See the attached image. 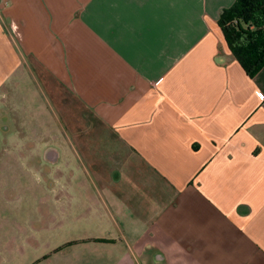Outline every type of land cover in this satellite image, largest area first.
Returning a JSON list of instances; mask_svg holds the SVG:
<instances>
[{
  "label": "crops",
  "instance_id": "obj_1",
  "mask_svg": "<svg viewBox=\"0 0 264 264\" xmlns=\"http://www.w3.org/2000/svg\"><path fill=\"white\" fill-rule=\"evenodd\" d=\"M233 3L0 0V80L71 117V227L90 229L71 243L111 264H264V66L248 77L227 47Z\"/></svg>",
  "mask_w": 264,
  "mask_h": 264
},
{
  "label": "rangeland",
  "instance_id": "obj_2",
  "mask_svg": "<svg viewBox=\"0 0 264 264\" xmlns=\"http://www.w3.org/2000/svg\"><path fill=\"white\" fill-rule=\"evenodd\" d=\"M3 80L0 264L113 263L101 259L104 256L98 250L93 253L98 246L71 243L90 230L80 223L71 227V175H82L83 171L82 159L77 164L71 162V156H80L79 149H71V117L49 116L41 107L29 109L39 105L33 89Z\"/></svg>",
  "mask_w": 264,
  "mask_h": 264
},
{
  "label": "trees",
  "instance_id": "obj_3",
  "mask_svg": "<svg viewBox=\"0 0 264 264\" xmlns=\"http://www.w3.org/2000/svg\"><path fill=\"white\" fill-rule=\"evenodd\" d=\"M227 47L252 78L264 66V0H234L218 19Z\"/></svg>",
  "mask_w": 264,
  "mask_h": 264
},
{
  "label": "water",
  "instance_id": "obj_4",
  "mask_svg": "<svg viewBox=\"0 0 264 264\" xmlns=\"http://www.w3.org/2000/svg\"><path fill=\"white\" fill-rule=\"evenodd\" d=\"M46 157V156H45ZM53 162V161H52Z\"/></svg>",
  "mask_w": 264,
  "mask_h": 264
}]
</instances>
